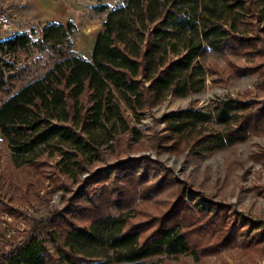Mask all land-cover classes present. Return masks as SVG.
I'll return each instance as SVG.
<instances>
[{
    "label": "trees",
    "instance_id": "16d2710c",
    "mask_svg": "<svg viewBox=\"0 0 264 264\" xmlns=\"http://www.w3.org/2000/svg\"><path fill=\"white\" fill-rule=\"evenodd\" d=\"M97 8L107 12L89 59L73 50L70 22L0 40V264H142L227 245L239 227L248 247L264 227L250 232L246 217L234 224L219 202L195 209L184 198L186 183L162 178L170 173L148 156L92 172L88 166L120 135L137 142L135 124L166 97L201 92L211 72L201 55L246 57L252 61L229 65L231 72L261 73L264 0H114ZM158 122L166 150L182 145L199 156L264 135V100L213 99L202 109L164 112ZM153 136L158 146L161 137ZM151 168L163 173L148 183ZM169 183L175 185L170 205L134 218L136 200ZM57 190L69 194L59 208L48 202ZM23 205L46 212L35 217ZM209 239L211 245L199 246Z\"/></svg>",
    "mask_w": 264,
    "mask_h": 264
},
{
    "label": "rangeland",
    "instance_id": "374dc122",
    "mask_svg": "<svg viewBox=\"0 0 264 264\" xmlns=\"http://www.w3.org/2000/svg\"><path fill=\"white\" fill-rule=\"evenodd\" d=\"M113 1L93 0L92 12L89 13L90 18L92 16L90 20H101V16L106 14L107 8L98 10V5L101 3L111 5ZM38 27V23H31L26 26L25 30H4L3 33H0V40L16 32L33 31L36 33ZM79 34L80 30L74 25V33L71 37L74 41L73 45L75 42H79L80 45L87 47L88 38ZM198 60L211 69V72L205 74L203 90L182 98L166 97L159 104L150 108L145 112L140 122L135 124L141 133L139 140L133 142L127 134L118 136L115 142L104 148L99 158L88 166V171L92 172L96 168L106 166L116 160L146 155L168 170L170 174L162 178L165 177V180H169L170 177H173V179L176 178L186 183L184 198L191 197V203L195 209L209 211L211 203L224 204L229 208L226 213L236 217L234 224H237L238 218L242 217H246L252 222L251 232L256 227H264V135H251L242 142L197 156L183 148L182 145L174 150H166L163 147L166 144L162 139L166 131L163 130V124L158 122V119L164 112L188 105L202 109L213 99L236 97L264 100V86L257 87L264 81V64H262L261 73L256 71L244 76H235L229 65L244 66L252 60L242 56H221L211 52L201 55ZM259 61L258 58H255L252 63H259ZM154 134L161 137L157 141L158 146H155ZM161 169L151 168L147 182L159 179L163 173ZM87 175L88 173H83L80 178ZM72 188L74 189L75 186L72 185ZM174 191V183H169L158 193L142 199V201L136 200L132 207L134 218L143 220L164 211L174 200ZM62 195V190L54 191L48 196V202L59 208L62 205ZM68 195V193H64L63 196L67 197ZM23 208L35 217L46 212L42 206L37 207L36 211H33L28 205H23ZM1 219L11 225L15 222L17 230L23 228L21 221H15L7 216H2ZM245 237L246 234L239 227L232 242L227 245L219 246L205 253L197 251L193 254L175 257L155 256L144 260L142 264H264V234L254 239V242L250 243L248 247L243 248ZM212 243L213 241L209 239L208 242L200 243L199 246Z\"/></svg>",
    "mask_w": 264,
    "mask_h": 264
},
{
    "label": "crops",
    "instance_id": "0c3cea01",
    "mask_svg": "<svg viewBox=\"0 0 264 264\" xmlns=\"http://www.w3.org/2000/svg\"><path fill=\"white\" fill-rule=\"evenodd\" d=\"M93 0H0L1 9L10 20L9 30L21 31L31 23L42 26L47 23L67 22L76 25L80 36L88 38V46L75 42L73 50L84 59H89L93 40L101 20H90ZM2 30L0 33H3ZM74 43V41H73Z\"/></svg>",
    "mask_w": 264,
    "mask_h": 264
},
{
    "label": "built area",
    "instance_id": "2783aa9c",
    "mask_svg": "<svg viewBox=\"0 0 264 264\" xmlns=\"http://www.w3.org/2000/svg\"><path fill=\"white\" fill-rule=\"evenodd\" d=\"M10 26V20L7 14L0 7V31L7 30Z\"/></svg>",
    "mask_w": 264,
    "mask_h": 264
}]
</instances>
